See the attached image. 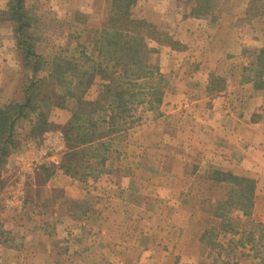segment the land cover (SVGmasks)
Segmentation results:
<instances>
[{"label":"crops","instance_id":"1","mask_svg":"<svg viewBox=\"0 0 264 264\" xmlns=\"http://www.w3.org/2000/svg\"><path fill=\"white\" fill-rule=\"evenodd\" d=\"M171 1L136 0L130 10L134 17L169 30L184 49L174 51L154 44L161 58L159 70L169 85L149 128L143 131L145 126L141 125L131 135L132 128L113 145L117 144L120 152L115 150L112 154L119 155L123 167L122 200H110L100 218L99 212L93 210L98 200L95 194L87 190L84 182L65 174L60 163L43 165L52 171L47 178L41 172L43 166L33 174L21 173L39 154L37 141L28 140L20 150L9 153L0 170V230L9 235L19 234L23 242L21 248L14 247L0 233V264H79L76 258L82 253L65 251L63 245L69 244L82 225L88 229L85 242L91 240L92 229L105 240L100 223L93 224L105 222L110 208L117 203L139 213L133 220L140 227L145 222L141 218L144 215L139 207L127 206L124 200L129 182L134 175L142 174L143 168L146 174L161 179L156 189L165 192L206 189V178L218 171L251 175L255 179L263 175L264 179V70L258 66L264 58V0H214L213 11L200 18L189 16L187 9L171 6ZM254 1L263 5L252 15ZM24 2L32 13L60 21L67 18L74 27L79 24L74 15L101 16L103 10L97 9L103 0ZM10 29V24L0 19V107L21 102L25 97L22 57L16 52ZM51 109L58 114L65 112L62 106ZM62 155L55 156V160L61 162ZM259 189L262 188L258 185L256 190ZM35 190L39 191V198L32 194ZM169 198L166 207L183 206L182 216L174 217L181 220L170 221L178 226L168 230L164 251L153 243L155 234L150 232L148 250L141 249L140 253L155 251V259L142 257V263L163 264L161 258L165 264H209L204 255L203 230L198 226L189 229L196 222L186 197L183 194L175 203ZM75 205H84L82 214L73 210ZM53 237L60 242L53 244ZM234 245L239 246L236 241ZM89 247L85 254L91 252ZM236 249L231 260L240 252L245 256L235 259L236 264H260L253 258L252 245ZM92 260L87 258L86 263L93 264Z\"/></svg>","mask_w":264,"mask_h":264},{"label":"rangeland","instance_id":"2","mask_svg":"<svg viewBox=\"0 0 264 264\" xmlns=\"http://www.w3.org/2000/svg\"><path fill=\"white\" fill-rule=\"evenodd\" d=\"M166 1L164 0V3ZM188 2V0H173L170 5L189 11ZM11 4V0H0V19L10 24V30L15 41V21L12 19ZM102 4L97 8L104 10H102L101 16L100 13L90 15L91 17L85 13L74 15L75 21L79 23L78 26L74 27L67 18H62L60 21L58 18L48 19L42 13H32L26 7L23 0L24 11L29 17V27L24 30V38L31 43L35 54L39 57L38 61L41 65L36 75V84L33 87L35 88L34 102L42 111L45 110V104L48 105V103H51L52 106L60 103L65 111L63 114H58L51 109L52 106L50 109H46V118L51 123V128L47 132H59L63 136L64 142L65 136L69 134L70 136H75V127L78 126V123H75L72 117L74 112L79 110L84 114H89V118L94 124H86V126L91 130L95 127L97 136H102L100 141L104 142L103 146H95L89 152L81 151L72 156L71 159L72 162H75L76 166V176L74 178L78 182H84L87 190L89 189L88 191L95 194L94 196L98 199L96 208H93V210L99 212L100 218H103V208L109 206L110 200H122L123 193H125L123 190H120L122 186H125L123 173H121L122 176L120 174L123 167H120L119 155L112 154L113 152L115 153V150L120 152L118 151L117 144L113 147L114 143L119 142L122 136H126L132 128L131 135L137 131V127H142L141 125L145 126L143 131H146L159 108V106L154 105L152 102L147 103L150 96L146 93L148 89L145 87L146 85H150V81H134L130 77L118 78V73L112 75L113 69L111 64L109 65L111 68L108 66L105 73L109 74L111 78H115V81H112V86L113 88L118 86L119 91L117 89L112 90L110 95L102 88V85L106 84L107 81L102 80L101 75L93 71H89V74L92 75L91 78H88L87 74L83 77L82 89L77 85L80 76L75 73L76 71L72 70L71 72H65L63 76L64 84L61 86L56 84L51 74L53 61L56 58L79 63V69H81L80 66L85 62L84 57L92 58L91 61L96 60L97 54L93 49V40L95 31L104 24V18L109 9V0H103ZM261 5H263L262 2L254 1L252 15L258 12V9L260 10ZM43 7L48 6L43 5ZM131 16L139 19L132 14ZM143 20L147 21V19ZM163 20L165 19L163 18ZM157 28L170 34L167 29ZM154 44L156 43L152 41L148 44L155 51L147 54L146 62L159 70L161 58H159V52L154 47ZM156 45L169 47L167 45ZM15 46L16 52H19L20 57H22L23 54L21 53V49L17 47L16 41ZM174 51H183V49ZM22 63L21 70L25 72V82L31 74V70L30 66H23ZM91 64L93 62L89 63V65ZM258 66L262 71L264 70V58L259 62ZM120 70V68H116L115 72H120ZM160 74L165 81V93L169 85L168 80L161 72ZM126 81L131 82L128 83ZM68 88L75 93L73 97L66 93ZM116 90L123 97L122 108H117L116 103L112 101L111 95L117 92ZM80 99L91 102V104L88 106L82 104L79 102ZM108 104L113 106L111 113L106 108ZM36 114L37 111L35 114L30 115L28 119L20 121L16 127L18 140L23 145L28 141L27 135L30 132L33 125L32 121H34ZM83 132V130H80L79 135L82 136L85 133ZM144 169L142 174L134 175L135 178L131 179L129 191L126 193L127 198L123 200L127 202V206L133 205L139 207L138 210L144 215V218L143 216L141 218L145 219V222L138 227V222H135L133 219L139 213L136 210H127V208L119 206V203H117L115 207L112 206L110 208V216L107 217L105 222H102V220L96 221L93 224L97 226L100 223V226L104 229L105 240L101 238V233L92 229V232L89 234L91 235V240L85 242L88 229L82 225L81 228H78V232L71 236L68 241L69 244L63 245L65 251L70 249L74 252L79 251L82 253L78 255L79 258H76L79 264H87V258H93V264H143L142 257L147 258L149 261L155 259V251L149 250L142 255L140 252L143 250L141 249L148 250L147 247L150 245L148 235H151L150 232H152V234H155L153 243L160 246L161 251L166 250L164 247H167L169 240L167 232L168 230L172 231L173 227L178 226V223H173L172 225L170 221L172 219L181 220L174 217L182 216L183 206H178L176 209L171 206L166 207L165 204L168 203V197H170L169 201L171 203H175L176 199L180 201V198H183V194L186 197L187 203L191 206L192 220L196 222L192 223L189 229H195L198 226L203 230L201 238L205 246L204 255L209 260V264H223L226 261L236 264L235 259L245 257L244 253L240 252V254L234 255L231 260L232 254L235 253L236 248L244 245H252L253 258L257 263L264 264V239H262L264 235V182L260 181L264 180L262 179L263 175H258V179H255L251 175L247 176L222 171V173H231L235 176L255 181L253 206L247 215L231 205L230 202H226L231 185L225 181L226 179L220 171L206 178L205 182L208 184L206 189H194V192H165L156 189V183L161 179L158 176H154V174H146ZM258 181L260 182L258 185L262 188L259 191L256 190ZM32 194L39 198L38 190H35ZM233 200L236 201V198ZM155 204L160 205L155 207ZM73 210L82 214L84 205H75ZM88 211L91 214L94 213L92 209ZM180 228L178 227V229ZM0 233L1 235L3 234L2 237L7 238V241L12 246L21 248L23 245L19 234L13 233L14 235H9L1 230ZM235 241L239 244L238 247H235ZM51 242L55 244L56 242H60V239L53 237L51 238ZM88 246L92 248L91 252L87 253V255L84 252H87ZM126 246L127 248L123 251L122 248ZM103 249L106 252L104 255ZM160 262L165 264V260L161 258Z\"/></svg>","mask_w":264,"mask_h":264},{"label":"trees","instance_id":"3","mask_svg":"<svg viewBox=\"0 0 264 264\" xmlns=\"http://www.w3.org/2000/svg\"><path fill=\"white\" fill-rule=\"evenodd\" d=\"M11 1L12 19L15 21L14 33L16 45L21 49V53L23 54V66H30L31 74L25 80V97L23 101L0 107V170L3 168L10 152L20 150L23 147L21 141L18 140L16 132V127L20 121L28 119L30 115L35 114L37 111L36 117L34 116V121H32L33 125L27 135L28 140L31 141L39 140L51 128V123L46 118V109H50L51 103L45 104L46 108L42 111L34 102L35 88L33 87L36 84V75L41 65L38 61L39 57L35 54L31 43L24 38V30L29 27V17L24 11L23 0ZM135 1L109 0V9L104 18V24L95 31L93 40V49L97 54L95 61H91L92 58L84 57L85 62L80 66L82 70L78 67L79 63L63 60L62 58H56L53 61L51 74L58 86L64 84L63 76L65 72H71L72 70L76 71L75 73L80 76L77 85L81 88L83 77L87 74L88 78H91L92 75L89 73L93 71L100 74L102 80L107 81L106 84L102 85V88L110 95L112 90H118V86L114 88L112 86V81H115V78H111L109 74L105 73L111 64L113 69L112 75L118 73V78L130 77L134 81H150V85H146L145 87L148 89L146 93L150 96L147 103L152 102L154 105L160 106L165 89V81L159 70L146 62L147 54L155 51L148 44L152 41L158 45H167L173 50L184 49V46L175 41L170 34L158 29L155 25L143 19L133 18L130 10ZM188 1L189 16L196 18L210 14L215 6L214 0ZM262 57H264V53ZM90 62H93V64L89 65ZM116 68H120V72H115ZM131 81L126 82L130 83ZM215 83L218 84L216 81ZM213 85L216 86L215 84ZM118 91L114 92L111 97L112 101L116 103V107L122 108L123 97ZM66 93L72 97L75 94L70 88H68ZM79 102L87 106L91 104V102L81 99ZM54 106L61 107V104L58 103ZM106 108L110 113L113 110L111 104H108ZM89 116V114H84L79 110L75 111L72 118L75 123H78V126L75 127L76 135L70 136L69 134L65 136L66 151L62 155L59 167L65 174L71 177L76 176V166L75 162L71 161L72 156L81 151L89 152L93 147L103 146L104 143L100 141L102 136H97L95 127L91 130L86 126V124L94 125ZM80 130L85 132H83L82 136L79 135ZM41 172H43L45 178L49 177L52 173L51 168L47 166H43ZM222 175L225 177V181L231 185L226 202H230L231 205L248 215L250 208L253 206L255 181L235 176L231 173H222ZM234 198H236V201L233 200ZM262 239H264V235Z\"/></svg>","mask_w":264,"mask_h":264},{"label":"built area","instance_id":"4","mask_svg":"<svg viewBox=\"0 0 264 264\" xmlns=\"http://www.w3.org/2000/svg\"><path fill=\"white\" fill-rule=\"evenodd\" d=\"M36 144L39 154L35 159L30 161L26 169L27 171H21V173L33 174L45 164H59L60 159L56 161L54 157L60 156L65 152L64 138L59 132H45L42 137L37 140Z\"/></svg>","mask_w":264,"mask_h":264}]
</instances>
